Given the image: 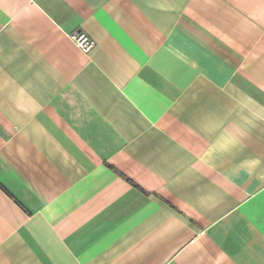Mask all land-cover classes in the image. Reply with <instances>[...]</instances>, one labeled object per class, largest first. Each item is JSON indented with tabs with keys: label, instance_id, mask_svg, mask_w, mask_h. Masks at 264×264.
Wrapping results in <instances>:
<instances>
[{
	"label": "crops",
	"instance_id": "crops-1",
	"mask_svg": "<svg viewBox=\"0 0 264 264\" xmlns=\"http://www.w3.org/2000/svg\"><path fill=\"white\" fill-rule=\"evenodd\" d=\"M0 264H264V0H0Z\"/></svg>",
	"mask_w": 264,
	"mask_h": 264
},
{
	"label": "built area",
	"instance_id": "built-area-1",
	"mask_svg": "<svg viewBox=\"0 0 264 264\" xmlns=\"http://www.w3.org/2000/svg\"><path fill=\"white\" fill-rule=\"evenodd\" d=\"M71 39L85 53H89L95 47L94 39L84 32L73 33Z\"/></svg>",
	"mask_w": 264,
	"mask_h": 264
}]
</instances>
